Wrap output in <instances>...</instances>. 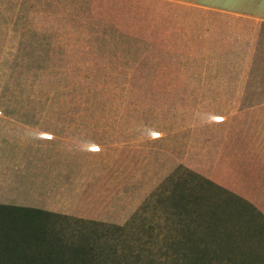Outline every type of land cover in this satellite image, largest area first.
<instances>
[{
    "label": "rangeland",
    "instance_id": "374dc122",
    "mask_svg": "<svg viewBox=\"0 0 264 264\" xmlns=\"http://www.w3.org/2000/svg\"><path fill=\"white\" fill-rule=\"evenodd\" d=\"M228 6L0 2V191L6 204L75 211L41 223L71 242L67 258L82 264V247L89 264L130 259L120 227L136 213V234L152 226L147 239L179 243L169 253L264 264V220L213 183L228 181L231 139L247 133L237 129L264 121L253 110L264 107V21Z\"/></svg>",
    "mask_w": 264,
    "mask_h": 264
},
{
    "label": "trees",
    "instance_id": "16d2710c",
    "mask_svg": "<svg viewBox=\"0 0 264 264\" xmlns=\"http://www.w3.org/2000/svg\"><path fill=\"white\" fill-rule=\"evenodd\" d=\"M188 175L190 181L193 177L201 181L190 172ZM196 195L197 199H201L198 194ZM59 215L58 212L46 209L0 203V264H78L75 258L65 256L71 242H64L58 236L51 237L53 230L46 229L49 227L48 224H41L45 219ZM134 215L133 220L131 217V220L120 227L125 238L122 241L127 242L129 253L132 254L130 259L122 255L124 259L118 261L117 256H111L110 253L107 254L109 259L117 260L119 264H203L202 257L198 255L188 257L184 253H169V250L181 249L178 242H163L152 236L147 239L145 232H152V226H144L142 233L136 234ZM207 219L216 220V217L213 214ZM77 250L76 258L82 264H89L86 251L84 252L82 247Z\"/></svg>",
    "mask_w": 264,
    "mask_h": 264
},
{
    "label": "crops",
    "instance_id": "0c3cea01",
    "mask_svg": "<svg viewBox=\"0 0 264 264\" xmlns=\"http://www.w3.org/2000/svg\"><path fill=\"white\" fill-rule=\"evenodd\" d=\"M196 1L199 4L211 5L215 3V0ZM240 1L241 0H228L229 6L226 9L245 16V18L248 19L264 21L263 9H257V7L256 9H240L238 7ZM0 2H2V0ZM253 110L259 111L254 114L264 115V107H257ZM241 127L242 128L237 129V131L244 130L247 133L238 134L239 136H243L241 138L231 139V145L229 146L230 174L228 181L226 182L225 179H221V181L219 179H215V182L213 183L228 192L229 195L235 197V199L247 204V207L252 209L257 215L264 219V121L253 120L245 125H241ZM9 161L10 160H8L7 156H0V186L7 184L3 181V174L6 175L8 172L7 163ZM3 198L4 193L0 191V203L7 202L6 199ZM47 209L58 213H61L59 211H63V214L70 216L75 213V211L72 210ZM81 212V216H92V214H84L83 211Z\"/></svg>",
    "mask_w": 264,
    "mask_h": 264
}]
</instances>
